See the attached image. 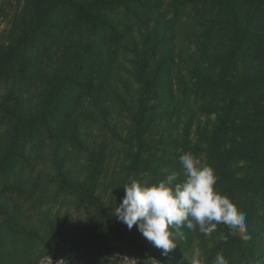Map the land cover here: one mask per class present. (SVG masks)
Instances as JSON below:
<instances>
[{
    "label": "rangeland",
    "instance_id": "obj_1",
    "mask_svg": "<svg viewBox=\"0 0 264 264\" xmlns=\"http://www.w3.org/2000/svg\"><path fill=\"white\" fill-rule=\"evenodd\" d=\"M34 1L0 0V51L25 32L33 13ZM187 9L190 10L189 17L172 28L175 53L174 57L168 59L171 67L163 66L162 62L165 42L150 61L146 74L151 82L150 88L145 89L136 81L134 56L125 54L117 60L113 58L108 76L103 72L105 81L100 86V96H92L75 104L80 138L89 154L74 150L64 137L63 142L53 144L55 151L45 146L41 155L33 154L36 163L34 168L27 167L22 172H18L17 170H22L18 168L15 173L1 175L7 180V184L28 191L25 195L29 196L27 202L19 200L17 205L10 207L8 213L0 214V233H4L0 239V264H40L53 260H62L66 264H86V259L79 256V253L91 242L113 249L109 254L99 253L96 256L106 258L120 253L138 259L141 264H145V261L146 264H154L152 259L161 264H192L194 258L213 264L217 254H222L228 264H238L241 258L237 255V250L230 247L231 243L233 247H247L250 242L242 240L234 234L233 229L223 223L218 224L216 231L207 235L198 226L192 230L182 226L179 230L181 234L177 235L175 241L177 247L164 256L162 250L154 247L135 226L140 244L117 235L119 230L110 228L103 216L104 212L109 213L110 210L115 213L120 197L125 193L123 186L133 180L151 186L167 175L176 173L179 182L182 179L179 157L186 152L198 157L202 164L210 166L207 157L209 141L222 117L227 116L230 121L226 147L237 148L246 144L241 138L235 137L234 128L239 118L235 112L228 114L226 110L222 111L225 107L221 100H215L219 103L218 109L210 116L196 111L200 103L194 93L196 74L208 66V55L211 56L212 52L209 48L206 49L203 42L204 31L216 16L217 7L213 0H201ZM63 12L61 8L54 9L51 21L55 24L60 22ZM162 18L163 15L157 17ZM133 28L134 31L128 36L129 42L126 43L129 50L134 44L141 48L139 43L143 44L145 40L146 28L136 25ZM44 30L48 34L53 32L49 24ZM56 35L52 52L49 55H38L43 70L30 89L24 87V96L19 103L25 101L34 109L40 107L59 71L67 68L68 63L69 71L78 67V62L71 60V57L75 56L78 41L82 45L87 38L76 29L69 30L62 38ZM131 39L133 42L129 46ZM20 82V78L0 79V154L6 151L11 127L9 117L17 104ZM58 102L62 108L69 109V96ZM139 104H145L147 110L143 115L142 126L137 128L133 117L140 111ZM137 129L142 133L140 140L135 138ZM34 145L32 140L28 142L26 149ZM130 153H139L137 169H132L134 157ZM59 165L64 173H68V183H80L88 187L89 191H93L95 199L91 200L90 196L84 198L68 190H54L53 183L57 180ZM256 173L255 165L247 157L237 154L228 163L227 180L216 186L221 195L227 196L239 211L246 214L250 240L260 237L256 220L252 219V211L255 210L257 216H263L264 219V199L252 198L244 207L237 200L235 187L239 185V190L242 185L239 182H246ZM12 174H16L18 178L14 180ZM3 179H0V189L5 184ZM251 189L250 186L246 190L252 193ZM30 191H34L32 198ZM37 193L42 196L40 200ZM15 230L17 239L12 242L14 246L10 252L5 253L2 247L7 245ZM221 234L227 239L222 240ZM105 239V242L102 241ZM142 253L145 258L140 256ZM259 258L252 251V264H256Z\"/></svg>",
    "mask_w": 264,
    "mask_h": 264
},
{
    "label": "trees",
    "instance_id": "obj_2",
    "mask_svg": "<svg viewBox=\"0 0 264 264\" xmlns=\"http://www.w3.org/2000/svg\"><path fill=\"white\" fill-rule=\"evenodd\" d=\"M199 1L201 0H35L25 32L0 51V79L20 78L22 81L17 91V104L9 117L11 127L6 151L0 154V179H3L2 174L15 173L18 168L22 169L17 170L18 172L27 167L34 168L36 163L33 154L41 155L45 146L55 151L53 144L63 142L64 137L74 150L89 154L80 138L75 104L92 96H100V86L105 81L103 72L108 76L113 58L117 60L125 54L134 56L136 81L145 89L150 88L151 82L146 74L151 59L165 42L162 62L163 66L171 67L168 59L174 57L175 53L172 28L188 18L190 10L187 8ZM213 3L217 7L216 16L207 25L203 41L206 49L209 48L212 52L211 56L208 55V66L196 74L194 93L200 102L196 111L210 116L217 112L218 102L221 100L225 107L222 111L226 110L228 114L235 112L239 118L234 133L236 138H241L246 143L245 146L226 147L230 121L225 116L210 137L207 157L215 170L219 185L227 180L228 163L237 154L247 157L255 165L257 173L246 182H239L242 184L239 190V185L235 187L238 202L246 207L252 198L264 199V0H213ZM56 8H61L64 12L60 22L55 24L51 21V14ZM160 15L163 18L157 19ZM47 24L51 25V34L44 30ZM135 25L146 28L145 40L143 44L139 43L141 48L134 44L129 50L126 43L129 42L128 36L134 31ZM71 29H76L87 38L82 45L78 41L75 56L71 57V60L78 62V67L69 71L68 63L67 68L59 71L40 107L34 109L25 101L19 103L24 96V87L30 89L43 70L38 59L40 54L49 55L52 52V46L56 44L55 33L58 34L56 37L62 38ZM132 42L133 39L129 46ZM68 96L70 103L67 110L58 101ZM216 99L218 102H215ZM138 107L140 111L133 117L137 128L142 126L143 115L147 110L145 104H139ZM80 117L81 115L78 116ZM135 138H142L139 129L135 132ZM32 140L34 147L26 149L28 142ZM130 156L134 157L132 169H137L139 153H130ZM63 170L59 165L57 180L53 183L54 190H68L84 198L90 196L91 200L95 199L93 191H89L88 187L80 183H68V173ZM12 175L14 180L18 178L16 174ZM3 180L5 184L0 189V214L8 213L10 207L17 205L19 200L27 202L29 196L25 195L28 191ZM250 186L252 193L246 190ZM32 192L34 191L29 192L30 198L34 196ZM124 196L125 193L120 197V203ZM37 197L38 200L42 198L39 193ZM252 212L260 237L248 240L250 243L247 247H233L231 243L230 247L237 250V255L241 258L238 264H252V251L260 257L256 264H264V219L263 216L259 218L255 210ZM103 216L110 228L119 230L117 235L139 243L135 228L129 230L117 220L113 211L104 212ZM16 232L15 230L7 245L2 247L5 253L10 252L14 246L12 242L17 239ZM3 234L0 233V239ZM102 241L105 242L106 239ZM226 246L227 244L223 245ZM111 250L113 249L110 247L105 248L104 244L94 245L91 242L85 246L84 251H80L79 256L86 259V264H96L102 259L97 254H109ZM142 250L141 248V252ZM140 256L145 258L144 253Z\"/></svg>",
    "mask_w": 264,
    "mask_h": 264
},
{
    "label": "clouds",
    "instance_id": "obj_3",
    "mask_svg": "<svg viewBox=\"0 0 264 264\" xmlns=\"http://www.w3.org/2000/svg\"><path fill=\"white\" fill-rule=\"evenodd\" d=\"M182 179L176 173L151 186L133 180L123 186L125 196L115 208V217L129 230H137L154 247L167 256L177 247L175 241L180 228L192 230L195 226L204 234L216 231L218 224L234 230L242 240L251 239L248 233L246 214L227 197L216 190L218 177L213 167L202 164L190 152L179 157ZM222 240L227 237L221 234ZM154 264L160 261L152 259ZM61 262V261H60ZM101 264H141L136 258L120 253L102 258ZM146 264V261H145ZM192 264H206L194 258ZM213 264H228L222 254H217Z\"/></svg>",
    "mask_w": 264,
    "mask_h": 264
},
{
    "label": "built area",
    "instance_id": "obj_4",
    "mask_svg": "<svg viewBox=\"0 0 264 264\" xmlns=\"http://www.w3.org/2000/svg\"><path fill=\"white\" fill-rule=\"evenodd\" d=\"M40 264H66V263L62 260H53V261H44Z\"/></svg>",
    "mask_w": 264,
    "mask_h": 264
}]
</instances>
